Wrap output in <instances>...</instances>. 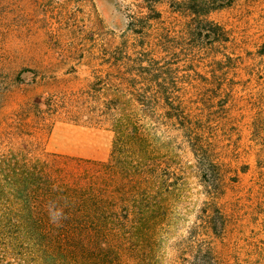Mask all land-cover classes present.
I'll return each mask as SVG.
<instances>
[{"label": "rangeland", "instance_id": "374dc122", "mask_svg": "<svg viewBox=\"0 0 264 264\" xmlns=\"http://www.w3.org/2000/svg\"><path fill=\"white\" fill-rule=\"evenodd\" d=\"M179 1L161 0L153 19L143 0H0V134L18 125L46 152L106 160L113 132L95 121L114 85L186 79L175 91L202 119L214 166L205 182L180 126L155 123L174 188L144 264H189L196 238L214 264H264V0L210 12L221 43L185 30L188 14L169 7ZM41 97L57 105L38 108Z\"/></svg>", "mask_w": 264, "mask_h": 264}, {"label": "trees", "instance_id": "16d2710c", "mask_svg": "<svg viewBox=\"0 0 264 264\" xmlns=\"http://www.w3.org/2000/svg\"><path fill=\"white\" fill-rule=\"evenodd\" d=\"M143 1L154 12L148 18L160 19L161 0ZM230 2L181 0L169 7L188 14L185 30L221 43L227 31L208 14ZM178 84L185 94L186 79L123 78L114 85L95 121L109 123L113 132L106 160L46 152L20 136L18 125H8L0 134V264H144L150 258L147 247L166 223L174 188L155 123L166 119L180 126L205 182L214 166L205 152V126L196 121L202 119L187 113ZM55 103L41 97L35 105ZM192 242L196 250L189 264H214L211 247L199 238Z\"/></svg>", "mask_w": 264, "mask_h": 264}]
</instances>
